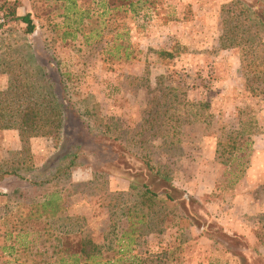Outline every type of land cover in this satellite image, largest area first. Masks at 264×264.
Masks as SVG:
<instances>
[{
  "label": "rangeland",
  "instance_id": "1",
  "mask_svg": "<svg viewBox=\"0 0 264 264\" xmlns=\"http://www.w3.org/2000/svg\"><path fill=\"white\" fill-rule=\"evenodd\" d=\"M70 1L0 0L10 17L16 9V17L29 13L36 25L29 36L26 26L11 18L2 30L0 92L12 86L18 94L27 91L30 103L52 100L46 91L53 82L39 61L53 57L57 67L50 75L58 81L59 69L72 101L110 119L124 137L145 142L155 163L173 161L175 185L199 203H192L189 213L166 204L157 217L166 218L162 227L169 229L160 233L144 219L133 228L131 242L119 241L131 226L124 215L138 211L133 221L148 212L128 182L96 178L79 168L70 182L56 186L46 182L53 172L45 164L59 150L60 134L23 139L17 130L0 131V174L18 171L0 180V264L15 259L31 264L32 249L51 251L47 222L51 235L65 230L92 237L112 264H264V96L249 90L245 47L223 46L228 31L223 10L233 0H144L138 15L107 11L99 0ZM259 4L264 8V0ZM117 44L124 49L116 50ZM173 91L178 103H208L215 118L208 133L192 125L182 149L167 155L168 148L148 138L151 132L138 133L146 130L149 113L164 111ZM249 117L258 133L238 182L231 175L236 163L226 165L227 157L219 160L216 150L222 124L236 130L240 119ZM55 193L60 208L53 218L39 206ZM250 210L253 216L241 215ZM5 246L16 250L6 253Z\"/></svg>",
  "mask_w": 264,
  "mask_h": 264
},
{
  "label": "trees",
  "instance_id": "2",
  "mask_svg": "<svg viewBox=\"0 0 264 264\" xmlns=\"http://www.w3.org/2000/svg\"><path fill=\"white\" fill-rule=\"evenodd\" d=\"M71 2L73 5L76 4L74 0L69 3ZM259 2L260 0H256V3L250 4L244 0H233L223 10L225 28L228 29L227 41L223 46L229 49L245 47L247 66L252 76L248 87L253 96H264V8ZM146 3L144 0H99V5L107 11H123L133 15H138ZM0 8L6 18V25L11 18H17L16 20L26 26V34L30 36L36 32L31 14L16 17L14 9L10 17L3 7ZM121 48L124 49L119 44L115 47L116 50ZM163 54L168 58L173 57L171 53ZM51 61H55L53 57L43 59L39 64L48 78L47 81L53 82L46 91L48 94L46 98L52 100L46 103H30L25 100L29 94L27 91L18 94L17 89L9 86L6 91L0 92V131L17 130L23 139L45 137L51 133L60 134L62 140L59 150L45 164L46 171L53 172L50 180L46 182L54 183L56 186L70 182L74 171L79 168H88L96 178L116 177L128 182L130 191L140 196L141 205L147 207L148 212L142 213L139 220L133 221L131 215L134 213L138 215V211L133 210L134 212L125 214L131 226L123 232L119 241L126 238L131 242L132 235L137 231L133 228L138 224H144L146 219L153 230L163 233L164 229H169L162 227L166 223V218L157 217L159 210L164 209L166 204H173L181 206L189 213L188 207L192 203H199L197 199L175 185L174 162H169V165L155 163L152 156L145 151V142H133L115 130L110 124V119L102 117L97 111L93 112L94 109L88 106L74 103L67 91L64 76L59 74V69H56L58 81L51 77L50 73L55 72L52 68L57 67L55 62ZM175 92L169 95L164 111L149 113L143 121L146 130L142 128L138 133L142 137L145 131L151 132L148 138L158 141L161 147L168 148L165 152L167 155L171 151L182 149L184 139H188L189 128L192 125H197L200 130L207 132L212 124L210 119L215 118L209 112L208 103L186 101L178 103L179 96L174 95ZM178 106L184 107L183 112H180ZM220 131L216 154L219 160L227 157L226 165L236 163L231 175L236 176L235 180L239 182L245 177L249 166L253 137L258 133V124L249 117L246 120L240 119L236 130H228V126L222 124ZM174 157L173 155L170 159ZM16 173L18 171L1 172L0 180L8 174ZM58 199V193L51 194L39 207L42 210H49L51 217L55 218L60 208ZM45 225V235L53 242L52 250L50 251L49 247L40 253L32 249L31 264H112L110 257L105 255L104 246L97 244L92 237L65 230L57 235H51L53 226L49 222ZM34 233L36 234V231ZM239 237L235 235V238ZM14 250L15 246L4 247L6 253ZM25 250L24 246L21 251ZM39 257H42V260ZM15 264L22 263L15 259ZM240 264H244V261H240Z\"/></svg>",
  "mask_w": 264,
  "mask_h": 264
},
{
  "label": "built area",
  "instance_id": "3",
  "mask_svg": "<svg viewBox=\"0 0 264 264\" xmlns=\"http://www.w3.org/2000/svg\"><path fill=\"white\" fill-rule=\"evenodd\" d=\"M5 26H6V18L3 15L2 10L0 8V34H1V32L4 29Z\"/></svg>",
  "mask_w": 264,
  "mask_h": 264
},
{
  "label": "crops",
  "instance_id": "4",
  "mask_svg": "<svg viewBox=\"0 0 264 264\" xmlns=\"http://www.w3.org/2000/svg\"><path fill=\"white\" fill-rule=\"evenodd\" d=\"M128 187H129V185H128ZM237 192H238V191H237ZM245 213H246V214H249L250 216H253V215L255 214L254 211L250 210V211H243V213H242L241 215L243 216V215H245ZM241 215H240V216H241ZM242 220H243V219H242ZM243 221H244V220H243ZM243 221H242V223H243ZM240 223H241V222H240ZM244 224H245V221H244ZM237 233L240 234V235H243V236H247L246 233H245L244 231H237ZM247 237H248V236H247Z\"/></svg>",
  "mask_w": 264,
  "mask_h": 264
}]
</instances>
